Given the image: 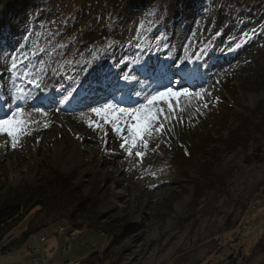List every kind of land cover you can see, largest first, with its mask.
<instances>
[{"label":"rangeland","instance_id":"374dc122","mask_svg":"<svg viewBox=\"0 0 264 264\" xmlns=\"http://www.w3.org/2000/svg\"><path fill=\"white\" fill-rule=\"evenodd\" d=\"M239 1L260 10H253L240 30L232 0H182L179 6L168 0L162 19L149 23V18L132 17L113 31L104 21L111 8L106 0H49L45 11L50 15L33 5L34 18L20 14L4 35L0 18V120L19 110L24 121L15 141L0 131V201L8 188L39 186L49 173L70 176L80 195L98 193L94 208L104 217L98 224H111L115 232L107 238L83 228L68 235L58 231L60 223H50L19 248L0 254V264H31L27 251L37 244L49 259L38 264H98L106 247L108 264H228L241 245L238 237L246 238L252 250L242 264H264V129L259 144L224 152L213 169L222 183L206 184L197 196L191 181L203 183L198 173L181 184L172 178L174 168L159 160L178 127L170 131L168 122L189 116L196 121L185 123L191 135L200 136L202 129L217 135L220 111L213 100L222 94L215 88L227 75H234L238 106L250 110L264 101V91L249 82L257 74L264 79V0ZM89 8L99 17L97 27L72 29L70 19L81 18ZM106 37H121L120 46L109 43L104 53L115 51L112 58L91 59ZM184 70L197 76L180 82ZM166 87L191 95L171 99L172 112L167 98L157 101L155 109L163 114L135 142L131 116L92 111L105 103L131 111ZM89 97L97 99L91 108L84 101ZM35 99L38 107L31 104ZM20 102L22 107L16 106ZM228 123L229 128L237 125ZM147 139L155 144L151 150L142 146ZM61 212L62 201L45 204L28 219L36 227ZM241 217L245 222L239 224Z\"/></svg>","mask_w":264,"mask_h":264},{"label":"trees","instance_id":"16d2710c","mask_svg":"<svg viewBox=\"0 0 264 264\" xmlns=\"http://www.w3.org/2000/svg\"><path fill=\"white\" fill-rule=\"evenodd\" d=\"M106 1L111 8L106 11L107 16H105L104 21L110 31L117 29L121 22L130 21L132 17H134V19L140 16L149 18V23L152 22L151 19L154 21L160 18L162 19L166 15L165 8L168 4V0H160L159 3H153V0ZM181 1L182 0H174L177 6H179ZM232 1L233 4L231 6L235 13L234 24L235 27L240 30L241 28L247 27L244 22L248 16H250L249 14L255 9L257 10L256 13L260 12V10L259 7L250 8L248 3L243 4V2H240L239 0ZM48 2L49 0H0V18L5 22L4 29H2V35L6 34L10 24H12L20 14L22 15L24 13L30 18H34L29 11L30 7L33 5L41 7L44 14L50 15L51 12L45 11ZM95 11L93 8H89L88 13H84L79 19L74 15V18L70 19L71 21L68 25L72 27V29L82 27L81 31H91L92 29H95V27H97L96 21L99 19ZM85 14L88 15L86 16ZM120 42L121 37H113V39L106 37L102 43V49L97 53L92 52L91 59L98 58L101 60V58H112L110 55L115 51H112L111 54L108 55H105L104 53L109 50V43H116L118 44L117 46H120ZM233 78V74L227 75L215 88L216 93L222 92V94H219L218 100H216L217 103L213 100L215 107H219L218 111H220L219 118L217 119L218 122L215 123V131L217 135H213L205 129L201 130L203 132L200 136L191 135L192 133L189 129H186L188 127L185 123L196 121H190L191 118L189 119V116L176 119V123H174V121L171 123L168 122V129L170 131L177 126L178 127L176 133L169 136L170 147L163 156H160V165H168L170 168L173 167L175 170L173 172L177 173V175L171 173L173 176L172 178L174 181L180 182L181 184L189 182L191 179L190 174L193 171L194 173H198L199 177H201L199 180H203V183H200L201 181L199 182L198 179L191 181L194 184L193 193L195 196L201 194L206 188V184L210 185L216 181L222 183L219 175L214 173L213 169L214 166L221 161V156L224 152H232L237 148L245 149L251 142L259 144L263 137L264 101L250 110L243 108L240 105L241 103H239L238 106L234 97L237 85L233 82ZM262 78V75L257 74L255 78L251 79L249 82L256 84L257 88L264 91V79ZM229 97L231 98L229 99ZM229 120L233 123L236 122L237 125L234 128H229ZM225 129H227V133L226 135H223V130ZM179 130H181V132ZM154 145V143L147 139V141L143 142L142 146L147 150H151L150 148ZM43 180L44 182L41 185L35 187L23 184L16 189L8 188L6 195L1 199L0 254L8 252L12 248L19 247L31 234L54 222L60 223L59 228H62V231L66 232H72L83 228L96 229L100 233L106 235L107 238L109 235L115 233L112 232L111 224H98L100 219H104L103 216L98 215L95 212L94 208L95 199L98 193H95V196L93 194L86 196L80 195L77 192L78 186L71 181L72 177L70 176L49 173ZM182 189L185 190L184 187ZM262 189L264 190V188ZM262 189H259L260 193L263 192ZM60 201H62V212L54 219L36 227L30 225L28 215L35 207L42 208L45 204L48 206H55ZM244 219L245 218L241 217L239 224L245 222ZM21 223L24 224V228L18 236H14L15 230ZM233 228L235 231L233 239H235L237 238L238 231L235 229V226ZM245 239L246 238L244 237H238L236 244L241 241V245L236 247L237 253L232 256L231 260L229 259L230 261L228 264H242L243 256H250L252 250L250 249V246L245 245ZM242 246L246 249H243V252H239L240 247ZM107 248L108 247L104 250V256L98 261V264L101 262H104V264L106 262V264H108L111 260V255L110 257L106 256ZM169 264H172V262Z\"/></svg>","mask_w":264,"mask_h":264},{"label":"snow or ice","instance_id":"6c2138e0","mask_svg":"<svg viewBox=\"0 0 264 264\" xmlns=\"http://www.w3.org/2000/svg\"><path fill=\"white\" fill-rule=\"evenodd\" d=\"M238 46L239 45H237V47ZM13 67H15V65H13ZM124 79H128V77L125 76ZM69 95H71V93ZM190 95L191 93H189L187 89H183L181 92H176L173 91L171 87H166L164 91L156 92L155 94L146 97V103L140 104L138 108L132 109L131 111L126 109H116L115 105L110 103H105L102 108H93L92 111L98 116H107L109 112L116 111H118L120 114H127L131 116L135 121L134 124L130 125V129L134 134L133 142H135V139L142 138L143 134L150 130L157 117L163 114L164 110L162 108L155 109V104L157 101L167 98L165 99V103L169 104L168 111L172 112L173 109L170 104L171 99ZM195 95L199 97L201 96V93L196 92ZM63 99L64 101H68L69 96H64ZM21 115V112L17 110L12 112V115L9 118L0 120V131L6 132L10 137L13 138V141H15V137L20 130L21 125L24 123V121L21 119ZM162 127L163 126L161 125V128ZM115 130L119 131V128H116ZM160 130V128L157 129V131ZM121 147H125V144H121ZM137 155L140 156L143 155V153H137Z\"/></svg>","mask_w":264,"mask_h":264},{"label":"crops","instance_id":"0c3cea01","mask_svg":"<svg viewBox=\"0 0 264 264\" xmlns=\"http://www.w3.org/2000/svg\"><path fill=\"white\" fill-rule=\"evenodd\" d=\"M74 231H77V230H74ZM74 231H72V232H67L68 233V235H71ZM56 233L55 234H58V231H55ZM60 232V231H59ZM61 232H64V231H61ZM43 237H45V235H41L40 236V238H39V241L41 242V243H45L46 242V237H45V239H44V241H42L41 240V238H43ZM20 247V246H19ZM19 247H15V248H19ZM51 247V246H50ZM15 248H12V249H15ZM34 248H37V249H39V251H34V252H30V250L31 249H34ZM42 249H45V247L43 248H41V247H39V245L37 244L36 246H34V247H31V248H29V250L27 251V254L30 256V262H31V264H32V259H36L37 260V263L36 264H38V263H46L49 259H48V257H46L45 255H44V251L42 250ZM49 249V248H48ZM66 249H68V244H66V246L64 247V248H61V253L63 254V252H64V250H66ZM11 251V250H10ZM65 264H71V263H69L68 261H65Z\"/></svg>","mask_w":264,"mask_h":264},{"label":"bare ground","instance_id":"6f19581e","mask_svg":"<svg viewBox=\"0 0 264 264\" xmlns=\"http://www.w3.org/2000/svg\"><path fill=\"white\" fill-rule=\"evenodd\" d=\"M190 73H192V72H190ZM194 76H197L196 73H194V72L192 74H189L185 70L184 71H181V74H180V82H187L188 79H190L191 77H194ZM104 86L106 87V83L104 84V82H103V83L100 84V87L101 88H103ZM109 93H110V91H109ZM96 100L97 99L95 97H92V98L89 97V98H87L84 101H86L85 104H86L87 108H91V106H93L94 104H96ZM31 104L33 106H35V107H38L39 102L37 101V99H35L33 102H31ZM16 106L22 107V103L20 102ZM86 106H84L83 108H78L77 110L84 109V108H86Z\"/></svg>","mask_w":264,"mask_h":264},{"label":"built area","instance_id":"2783aa9c","mask_svg":"<svg viewBox=\"0 0 264 264\" xmlns=\"http://www.w3.org/2000/svg\"><path fill=\"white\" fill-rule=\"evenodd\" d=\"M62 229L60 228V231H61ZM44 239H45V237H43V238H41V240L42 241H44ZM34 251H39V249H37V248H34V249H31L30 250V252H34ZM37 263V260L34 258V259H32V264H36Z\"/></svg>","mask_w":264,"mask_h":264}]
</instances>
